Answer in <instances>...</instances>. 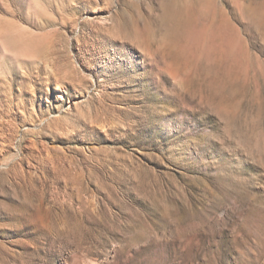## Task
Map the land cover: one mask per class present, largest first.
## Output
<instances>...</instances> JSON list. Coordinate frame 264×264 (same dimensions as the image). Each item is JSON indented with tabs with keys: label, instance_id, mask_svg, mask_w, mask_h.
Masks as SVG:
<instances>
[{
	"label": "rangeland",
	"instance_id": "1",
	"mask_svg": "<svg viewBox=\"0 0 264 264\" xmlns=\"http://www.w3.org/2000/svg\"><path fill=\"white\" fill-rule=\"evenodd\" d=\"M0 264H264V0H0Z\"/></svg>",
	"mask_w": 264,
	"mask_h": 264
}]
</instances>
